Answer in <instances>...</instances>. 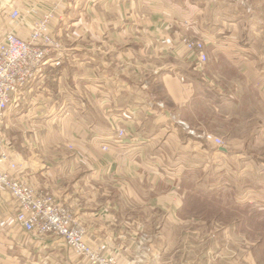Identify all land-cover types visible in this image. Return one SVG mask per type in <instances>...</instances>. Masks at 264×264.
Wrapping results in <instances>:
<instances>
[{
    "label": "crops",
    "instance_id": "obj_1",
    "mask_svg": "<svg viewBox=\"0 0 264 264\" xmlns=\"http://www.w3.org/2000/svg\"><path fill=\"white\" fill-rule=\"evenodd\" d=\"M90 1L80 3L126 4L130 11L123 17L119 9L112 14L115 22H107L115 29L111 34L117 46L107 64L103 41L94 50L86 46L87 38L76 39L82 34L69 17L78 0H0V36L12 30L23 39L29 38L38 16L27 14L29 8L52 2L66 6L50 23L59 39L64 36L63 50L50 57L21 95L12 96L6 110L3 130L10 156L31 186L71 209L89 246L121 263L173 264L185 258L172 245L187 239L177 233L173 241L161 232L162 246L153 248L152 217L160 211L166 214L162 229L185 228L180 214L188 193L178 186L188 168L171 189L172 181L162 180L157 166L163 160L161 169L168 173L169 160H186L181 149L196 137L183 134L186 130L176 120L181 112L156 101L151 85L159 84L172 105L189 109L199 97L193 80L199 86L203 77L196 69L197 53L184 41L203 39L210 80L224 75V68L238 70L250 84H262L258 91L264 99V0ZM12 7L20 12L17 22L9 20ZM104 19L98 20L104 25ZM103 25L99 30L106 32ZM155 73L159 77L150 79ZM195 75L200 78L193 79ZM221 98V108L231 100ZM116 128L126 132L120 142H114ZM104 144L107 150L101 149ZM191 147L200 150V141L193 140ZM220 148L218 152L228 153ZM153 179L164 188L153 189ZM14 213L15 203L0 185V264H88L60 238L23 231Z\"/></svg>",
    "mask_w": 264,
    "mask_h": 264
},
{
    "label": "rangeland",
    "instance_id": "obj_2",
    "mask_svg": "<svg viewBox=\"0 0 264 264\" xmlns=\"http://www.w3.org/2000/svg\"><path fill=\"white\" fill-rule=\"evenodd\" d=\"M92 1L96 0H91L90 3ZM80 2L81 0H78V5L69 17L73 23L72 28L82 34L76 36V39L78 37V41H81L87 38L86 46L94 50L103 41L106 53H102V59L107 64L109 59L113 58L117 47L113 43L115 41L116 44V40L111 34L115 29L107 22L109 24L115 22L112 14L119 12V9L122 16H126L130 12L128 6L126 4L115 6L108 4L107 1L99 6ZM36 6L39 9L32 6L26 13L38 15L37 19L45 12L53 14L58 9L61 12L66 8L64 4L58 8L53 2ZM102 16L105 18L104 25L98 20L102 21ZM100 24L105 27L106 32L99 30ZM63 37H60L62 42ZM114 47L115 49L111 50ZM200 64L196 69L200 71L198 74L203 80L199 86L193 80L196 85L195 93H198L199 97L194 98V102L188 106L189 109L185 106L186 109L172 105L159 84L151 85L156 101H162L165 105L169 103L174 113L176 110L181 112L180 118L175 114L177 123L183 125L186 132H190L184 131L183 134L196 137L193 139L187 137L190 144L192 145L193 140L200 141V150L197 147L193 149L191 145L181 149L186 160H175V157L174 160H169L168 173L161 169L163 160L158 162L157 171H162L160 178L170 179L173 183L171 189L177 186L176 181L181 170L188 168L185 179L178 186L188 193L185 207L180 214L181 219L187 224L181 230L162 229L166 214L154 211L157 217H152L153 248L160 250L163 240L161 232L164 236L170 234L173 241L179 233L186 237L187 241L184 244L182 241L179 244L175 242L172 248L173 251L182 250L185 259L173 264H264V99L258 91L262 84L254 86L238 70L227 68L222 69L224 75H215L217 78L213 81L210 80L208 59L203 63L200 60ZM86 70L95 71L94 68ZM199 75H195L193 79L200 78ZM153 77L158 78L159 73L152 74L150 79ZM147 78L148 76L142 77L143 80ZM219 82L222 85L216 84ZM211 86H215L217 91ZM220 89L224 91L221 92ZM221 96L223 101L231 99L226 101L227 104H222V108ZM112 140L113 138L110 139L111 142ZM219 147L225 148L228 153L224 155L218 152ZM107 148V144L101 147L102 150ZM220 150L223 151L221 148ZM153 181L155 182L153 189L164 188V183L159 179ZM166 188H170L168 184ZM71 218L82 224L73 213ZM143 237L142 235L140 238ZM149 242H152L150 238L147 240V243ZM188 243L193 245L186 246ZM153 256L152 254L151 257Z\"/></svg>",
    "mask_w": 264,
    "mask_h": 264
},
{
    "label": "built area",
    "instance_id": "obj_3",
    "mask_svg": "<svg viewBox=\"0 0 264 264\" xmlns=\"http://www.w3.org/2000/svg\"><path fill=\"white\" fill-rule=\"evenodd\" d=\"M54 15L45 12L36 19L28 39L12 30L0 36V185L10 193L15 203V222L26 233L58 237L88 264H137L121 263L115 255L89 246L85 241V228L72 220L70 209L49 192L31 186L22 178L17 161L10 156L3 123L12 96L21 95L30 82L41 76L50 57L63 50L61 40L50 30ZM18 18L19 10L11 8L9 19L17 22ZM185 44L205 62L203 39H187ZM125 136V130L117 128L114 142H120Z\"/></svg>",
    "mask_w": 264,
    "mask_h": 264
},
{
    "label": "water",
    "instance_id": "obj_4",
    "mask_svg": "<svg viewBox=\"0 0 264 264\" xmlns=\"http://www.w3.org/2000/svg\"><path fill=\"white\" fill-rule=\"evenodd\" d=\"M223 151H225V148H221Z\"/></svg>",
    "mask_w": 264,
    "mask_h": 264
}]
</instances>
